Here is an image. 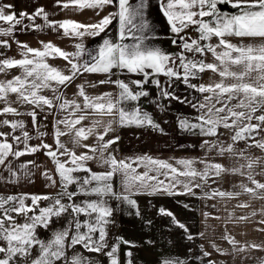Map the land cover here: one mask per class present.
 Wrapping results in <instances>:
<instances>
[{"label": "snow or ice", "instance_id": "obj_1", "mask_svg": "<svg viewBox=\"0 0 264 264\" xmlns=\"http://www.w3.org/2000/svg\"><path fill=\"white\" fill-rule=\"evenodd\" d=\"M159 6L174 49L154 42L159 33L150 22L148 0H54V11L43 3L17 11L11 0H0V22L6 25L0 26V46L10 50L14 41L18 49L17 55L0 52V73L4 74L0 78V167L5 173L0 179L19 183L22 176L35 180L39 173L47 187H59L55 192L0 194V264H93L75 251L78 245L106 256L108 264H135L132 247L125 250V261H121L120 247L135 246L136 241L118 235L111 242L108 225L113 222V208L107 198L127 204L137 216L142 215L138 194L187 195L206 202L249 193L264 199V179L257 178L264 176V0H160ZM83 9H90L94 18L81 21L68 15ZM60 12L64 18H52ZM40 19L43 23L37 22ZM46 28L72 38V49L43 39L33 46L16 35ZM86 36L98 38L95 47H86ZM49 57L63 58L66 64L54 65ZM14 68L20 71L9 78ZM206 72L213 74L208 80L203 79ZM105 83L115 85L118 94L87 90ZM180 84L185 86L183 91ZM148 85L158 90V96ZM70 88L75 89L72 98L67 94ZM45 89L51 94H45ZM149 97L161 109L166 99L169 108L178 101L194 110L195 115L178 116L177 123L181 130L202 138L203 155L168 159L148 153L120 154L122 137L117 126H147L165 133L163 121L154 119L139 103ZM129 101L136 102L132 109L125 106ZM24 115L31 117L36 143L30 142L33 133L28 121L19 118ZM87 120L91 123H84ZM66 134L70 142L62 138ZM90 137L94 143L87 142ZM41 152L50 158L52 168L43 165L41 171L35 160L19 167L13 163L25 154ZM211 154L228 156L234 163L229 166L209 159ZM225 173L246 177L239 181V191L235 185L232 190L219 186ZM181 204L195 210L191 202ZM238 206L247 207L248 201ZM260 212L264 224V208ZM159 213L170 216L171 224L183 229L188 241L206 237V229L193 232L171 209L160 206ZM81 214L88 218L81 219ZM202 215L207 222L208 216L216 214L204 211ZM255 215L246 213L238 219ZM18 216L24 217L23 222ZM234 216L230 211L228 219ZM63 220L66 226H57ZM146 224L151 227L152 221ZM41 228L52 232L50 239L40 236ZM222 239L231 248L214 240L209 243L224 255L264 250V242L238 241L226 227ZM148 243L155 241L149 238ZM199 249L201 255L195 258L201 264H222L211 258L213 253L204 243ZM95 264L103 261L97 259ZM163 264L185 261L164 260Z\"/></svg>", "mask_w": 264, "mask_h": 264}, {"label": "crops", "instance_id": "obj_2", "mask_svg": "<svg viewBox=\"0 0 264 264\" xmlns=\"http://www.w3.org/2000/svg\"><path fill=\"white\" fill-rule=\"evenodd\" d=\"M160 1V0H159ZM13 4H15L17 11L22 9L32 10L34 5L39 3L45 4L50 11H54V0H11ZM132 2H136V0H132ZM155 9V8H154ZM153 9L154 18H152L151 23L155 26L156 31L159 33L158 37L155 39V43L164 48H171V40H170V28L167 23L166 17L163 15V12L160 8L162 17L161 19H157V12ZM110 10V9H109ZM68 15L72 16L81 21H86L90 17H93V12L90 9L83 10H72L68 13ZM65 13H54L52 16L53 19H61L64 18ZM38 23H43L42 19L37 21ZM0 26H6L4 22H0ZM21 40H26L30 42L33 46L38 45V41L43 40H53L55 43L64 47L66 49L71 50L72 38L64 37L63 35H57L55 32H51L49 29L40 30H32L29 29L27 32H17V34ZM7 38V37H3ZM84 44L88 48L95 47L98 43V38L86 36L84 38ZM9 55H17L18 49L17 46L14 45L13 49L8 53ZM85 55H87L85 53ZM49 62L57 65L63 66L66 64V61L60 57H49ZM20 71L19 68L11 69L9 72V78L12 74H16ZM99 78L103 79L105 76L101 74H96ZM211 72H206L203 75L204 80H208L212 77ZM0 78H4V74L0 73ZM89 76L85 75L84 80H88ZM95 77H93L94 83ZM150 89L153 91V95L158 96V90L155 89L153 85H148ZM180 90L183 91L184 85H179ZM89 93H99L100 91L114 90L116 94H118V89L113 84L105 83L103 86L97 87H88L87 89ZM75 92V89L70 88L67 90V94L69 98H72V94ZM45 94H51L50 90L45 89ZM14 99V96H13ZM134 101H129L126 103V107L128 109H132L135 107ZM140 105L143 109L150 112L153 115V118L157 121H163L162 126L165 129V133H161L156 129L151 127H140L136 125L130 126H117L116 131L122 137V139L118 142L119 149L121 155L131 156V155H139L143 153H148L153 156H159L161 158L171 159L173 157L180 156H200L203 155V151L199 147V141L202 139L201 137L194 135L192 132H186L179 128L178 124L175 122V114L176 113H185L189 116L195 115L193 109H191L188 105L182 104L178 101H173V107H167V100L165 99L162 103L165 104L163 109L156 106V103H153L151 97L149 98H141ZM28 121L27 128L29 131L33 133V139L30 141L31 143H36L37 140L35 138V127L31 122V117L24 115L19 117ZM108 117L105 116L104 119ZM2 119V116H0ZM43 120V117H41ZM84 123H91V120H87ZM4 130L8 131L10 128L6 127ZM51 131V128H48ZM19 132V130H17ZM66 141L70 142V135H65L62 137ZM223 138V137H222ZM48 142L52 143L51 137L48 138ZM88 143H94L95 138L90 137L87 141ZM195 145V147H193ZM239 146L243 147L244 142H239ZM83 150V149H81ZM254 154L259 155L260 152L258 149L251 150ZM209 159H215L221 161L229 166H232L234 160L230 159L228 156H217L215 154H211L208 157ZM9 159H12L9 157ZM26 160H35L38 164L42 166L47 165L49 168L53 167V164L43 152L38 154H25L19 158L13 160V163L16 167H19V164L23 163ZM29 167H32L29 165ZM92 167L94 169L100 170V166L93 163ZM197 167H202L201 164H197ZM35 172V168H32ZM139 170H143L142 168ZM2 167H0V176L4 175ZM153 175L155 173H152ZM259 179H264V176H258ZM57 179H59L57 177ZM160 179H164V177H160ZM215 179V177H213ZM246 180V177L241 176L240 174H232L225 173L222 179L219 180V186L223 187L226 190H232L233 186H236V190L239 191V181ZM118 186V184H117ZM215 185H213L214 187ZM46 191H59V187H47L46 181L43 175L37 173L35 180L30 178L21 177L19 183H8L6 184L3 179H0V194L5 196L13 193H23V192H46ZM136 198L139 201L141 212H145L148 219L152 221V226L149 227L146 224L147 220L143 219L142 216L135 215V209L130 208L125 210V214L132 213V224L131 228L132 233L136 234L133 238V241H136V245L138 246L135 250L141 251V248H146L150 246L148 241L144 239L145 233L142 230H149L152 237L157 233H161L160 229H175L179 228L176 225H172V218L168 215L160 214L159 208L160 206L167 207L175 212L180 220L187 224V217L191 215V220L193 226L197 228L198 231H205L206 229V237L197 238L198 245L200 243H204L207 247L208 251L213 253L211 258L217 259L222 262V264H258L259 261L264 260V250L262 249H249L247 252L242 253H232L230 252L227 255L216 252L210 245L209 241L214 240L217 244L224 248H231L230 243L227 240L222 239L223 232L225 227L227 230L235 236L238 241L241 242H251L256 241L264 242V231L258 230V225L261 228H264V224H261L260 221L262 219V215L260 212L261 208H264V199H261L257 196H252L249 193H243L239 197L235 198H220L216 199H208L206 202L202 201L197 197H191L187 195H176L169 196L167 194L161 195L157 194H138ZM181 201H188L195 205V210H191L188 208H184L181 204ZM227 201V203H225ZM240 201H248L247 207L238 206ZM212 205H216V207H212ZM126 206H128L126 204ZM125 206V207H126ZM122 212H124V208H122ZM212 212L216 215L208 216L207 222H205V217L202 215V212ZM234 211L235 216L232 219H228L229 212ZM255 212V217L249 216L247 220H239L238 218L243 216L246 213ZM124 216V213H123ZM221 217L217 219L216 217ZM228 219V223L225 225L224 220ZM190 220V221H191ZM235 220V222H233ZM144 222V223H143ZM144 224V226H143ZM171 225V227H169ZM181 229V228H179ZM142 231V232H141ZM149 233V234H150ZM148 234V235H149ZM160 234L158 235V237ZM145 240V241H144ZM149 244V245H148ZM153 246V245H152ZM145 254V252H143ZM145 256V255H144ZM142 260V259H141Z\"/></svg>", "mask_w": 264, "mask_h": 264}, {"label": "rangeland", "instance_id": "obj_3", "mask_svg": "<svg viewBox=\"0 0 264 264\" xmlns=\"http://www.w3.org/2000/svg\"><path fill=\"white\" fill-rule=\"evenodd\" d=\"M159 5H160L159 0H148L147 13H148L150 22L152 18H154V14H153L154 8L157 9L156 10L157 19L162 18L160 16L161 11H160ZM14 45L16 44L13 41L12 48L10 50L7 49L5 52L9 53L13 49ZM174 47L175 46L172 45L170 49H174ZM105 78L106 77H104L103 79ZM162 79L164 78L162 77ZM180 115H187V114L179 113V112L176 113L175 114L176 123H177V117ZM92 198H96V197H92ZM107 199H108V203L113 208V214L111 217V220L113 222L109 223L108 225L109 234H110V237H112L111 242L114 243L115 242L114 238L118 235L124 236L127 240H133V238L136 237L134 236L136 234L132 233V230H131V228L133 227V224L131 222L132 213L128 214V216L125 214V210L130 209L129 206H126V204H121V202L115 198H107ZM28 202L30 203V200ZM42 203H47V201H43ZM122 208H124V212H122L123 210ZM123 213H124V216H123ZM142 214H143L144 220H150L148 219L145 212H143ZM86 218L88 217H86L84 214H81V219H86ZM17 219L20 222H23L24 217L18 216ZM190 220H191V215L187 217V224L189 225V227L191 228L193 232H197V228L193 226L192 220L191 221ZM57 226H66V220L58 221ZM160 230H161V233H159L160 234L159 237H158L159 234L157 233L154 235V237H152L149 230H142L145 233L144 239L148 241L149 238H151L152 240L155 241V243L150 244V246H147L146 248H141L140 249L141 251L135 250L138 246L121 244V247H120L121 261H125V255H124L125 250L129 247H132L135 264H163L164 260L177 261V262L180 260H184L185 264H201V262L195 258L196 256L201 255L197 240L195 243L188 241L184 236L183 229L175 228V229H160ZM39 234L44 239H50L52 236L51 231L44 230L42 228L39 230ZM75 251L78 253H82L85 259H91L93 264H95V261L97 259L102 260L103 264H108V258L106 256H101L99 253L95 251H89L83 248L82 245H78L75 248ZM143 252H145V254H143ZM71 254H72V250L70 249L69 255L71 256Z\"/></svg>", "mask_w": 264, "mask_h": 264}, {"label": "built area", "instance_id": "obj_4", "mask_svg": "<svg viewBox=\"0 0 264 264\" xmlns=\"http://www.w3.org/2000/svg\"><path fill=\"white\" fill-rule=\"evenodd\" d=\"M7 49L3 48V46H0V52H5Z\"/></svg>", "mask_w": 264, "mask_h": 264}, {"label": "water", "instance_id": "obj_5", "mask_svg": "<svg viewBox=\"0 0 264 264\" xmlns=\"http://www.w3.org/2000/svg\"><path fill=\"white\" fill-rule=\"evenodd\" d=\"M155 7H156V6H155ZM224 7H225V8H229V9L231 8V6H229V5H224ZM155 10H157V9L155 8Z\"/></svg>", "mask_w": 264, "mask_h": 264}]
</instances>
